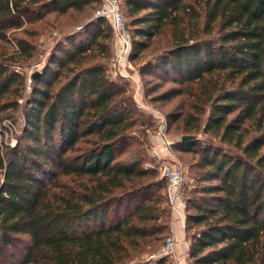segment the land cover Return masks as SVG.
Masks as SVG:
<instances>
[{"label": "trees", "instance_id": "trees-1", "mask_svg": "<svg viewBox=\"0 0 264 264\" xmlns=\"http://www.w3.org/2000/svg\"><path fill=\"white\" fill-rule=\"evenodd\" d=\"M123 3L130 60L167 36L141 73L173 74L182 85L176 93L200 104L186 105L192 113L183 129L198 133L206 115L202 132L218 140L195 149V184L190 197L184 193V224L194 230L189 257L194 264H264V0ZM95 4L101 1L0 0V43L49 13ZM95 20L88 41L71 35L69 49L52 54L31 79L17 143L3 145L0 137V252L24 246L12 264H131L169 227L165 180L136 158L117 157L132 109L106 75L111 27ZM13 43L11 52L0 47V122L19 110L25 79L15 66L35 50L27 39ZM176 146L193 152L196 144Z\"/></svg>", "mask_w": 264, "mask_h": 264}, {"label": "rangeland", "instance_id": "rangeland-1", "mask_svg": "<svg viewBox=\"0 0 264 264\" xmlns=\"http://www.w3.org/2000/svg\"><path fill=\"white\" fill-rule=\"evenodd\" d=\"M120 1L122 2L121 10L127 23V10L123 3L124 0ZM98 6L97 4L89 6L81 12L69 10L63 15L49 13L38 23L24 25L21 30L10 31L7 38L8 43H0V47L11 52V47L14 46V39L23 38L30 41L35 49L32 59L23 61L18 66H15L16 70L25 79L24 97L19 101V110L12 112L10 117L4 118L0 122V137L3 145L14 146L24 128L23 107L24 101L25 103L27 102L31 92L32 76L35 73L39 74L52 54L60 55L69 49L68 37L71 35H76V42L81 38L84 42L88 41V34H94L97 30L95 12L99 8ZM100 29L107 33L109 28L103 22ZM166 40L167 36H158L153 40L152 47L144 51L139 58L131 60L129 58V65L121 67L115 63V41L112 33L110 40L111 57L105 63L106 75L109 80L124 91L123 97L128 99L131 105L132 113L129 119L133 124L126 132L127 138L122 140L118 146L117 157L120 160L136 158L143 168L155 171L158 179L162 178L159 170L162 166V161L153 155V150L157 151L160 157L165 158L167 161L179 162L184 168L185 184L183 191L187 194L190 193L195 184L193 177L196 172L193 166L199 159V156L195 154V151H197L195 149L207 144L217 145L218 140L212 133L202 132L206 115L200 118L201 128L198 133L186 132L183 129L185 126L183 122L185 115L192 113L191 109H188L186 105L200 104L185 93H176L177 90L182 88V85L173 82L175 77L173 74H167L164 70L152 68L146 74L141 73V68L149 60L155 59V55L159 54L157 52L165 48ZM170 91L172 92L167 98L163 96ZM160 126L164 127V133L172 144H177L183 136L194 137L193 141L196 146L193 152L180 151L179 146H176L167 155L159 148L156 141ZM223 148L226 149V147ZM186 196L190 197L188 194ZM125 211V209H122L120 213L123 214ZM189 213H191V210ZM109 214L110 216L113 215L111 211ZM174 215L169 213L168 229L160 234L151 246L144 248L141 253H136L131 264H156L159 259L164 264H194L189 257L190 235L194 230L187 229L184 222L183 224L180 223L181 227L175 225L177 220L173 218ZM184 217H186V210ZM171 228L175 232L176 239L174 253L159 256L166 237L171 233ZM23 251L24 246L16 243L13 246L2 248L0 264H12V259L21 256Z\"/></svg>", "mask_w": 264, "mask_h": 264}, {"label": "built area", "instance_id": "built-area-1", "mask_svg": "<svg viewBox=\"0 0 264 264\" xmlns=\"http://www.w3.org/2000/svg\"><path fill=\"white\" fill-rule=\"evenodd\" d=\"M101 6L95 12V18H102L108 22L114 37L115 63L124 67L129 65V55L131 51L130 34L126 25L125 18L121 11L120 0H100ZM159 148L167 155L170 154L172 143L164 133V127L160 126L156 136ZM153 155L162 161L160 175L166 182V198L168 209L171 214H175L183 224L186 199L183 191L185 184L184 168L179 162L167 161L160 157L157 151L153 150ZM171 233L166 237L164 245L159 252V256L171 255L176 246L175 232L171 228Z\"/></svg>", "mask_w": 264, "mask_h": 264}, {"label": "water", "instance_id": "water-1", "mask_svg": "<svg viewBox=\"0 0 264 264\" xmlns=\"http://www.w3.org/2000/svg\"><path fill=\"white\" fill-rule=\"evenodd\" d=\"M36 75H37V73H35V74L32 76V78H34ZM193 139H194V137H192V136H183V137L181 138V141H188V140H193Z\"/></svg>", "mask_w": 264, "mask_h": 264}, {"label": "crops", "instance_id": "crops-1", "mask_svg": "<svg viewBox=\"0 0 264 264\" xmlns=\"http://www.w3.org/2000/svg\"><path fill=\"white\" fill-rule=\"evenodd\" d=\"M173 218L177 220V222H175V225H178L179 227H181V226H180V223H181V222L178 220L177 216L174 215Z\"/></svg>", "mask_w": 264, "mask_h": 264}]
</instances>
